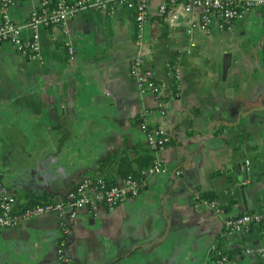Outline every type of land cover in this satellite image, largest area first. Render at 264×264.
I'll list each match as a JSON object with an SVG mask.
<instances>
[{
	"label": "crops",
	"instance_id": "1",
	"mask_svg": "<svg viewBox=\"0 0 264 264\" xmlns=\"http://www.w3.org/2000/svg\"><path fill=\"white\" fill-rule=\"evenodd\" d=\"M164 1L149 2L141 43L135 10L117 5L79 13L67 31L41 28L40 61L0 44V176L15 211L100 178L102 160L148 146L145 127L165 128L170 141L155 152L166 170L147 171L138 196L84 206L68 224L47 212L1 228L0 264H68L61 246L75 264H217L221 238L241 252L238 264H264V225L225 229L228 216L264 210V8L205 31L201 7L162 13ZM38 4L17 0L10 17L23 23ZM138 54L160 97L139 91ZM204 191L225 214L196 200Z\"/></svg>",
	"mask_w": 264,
	"mask_h": 264
},
{
	"label": "built area",
	"instance_id": "2",
	"mask_svg": "<svg viewBox=\"0 0 264 264\" xmlns=\"http://www.w3.org/2000/svg\"><path fill=\"white\" fill-rule=\"evenodd\" d=\"M151 0H39L37 9L29 19L23 23H16L9 14L10 8L17 0H0V44L5 42L13 43L17 49L31 60H42L41 49V28L61 27L67 31L68 22L79 13L90 10H109L117 5H126L135 10V25L137 30V42L143 40L144 29L147 22L148 4ZM183 2L187 11L195 7H201L200 27L205 31H210L214 24L225 29L239 18L244 17L256 8H264V0H165L160 5V12L165 13L168 5H175ZM27 31L28 35H24ZM69 54H74L73 47L67 48ZM172 73L177 80L180 73L177 68L171 67ZM131 75L137 82V87L141 93H153L161 96L164 88L158 84L153 76V72L144 67L142 55H137L131 62ZM162 115H166L165 110H160ZM147 141L150 147L158 148L165 140L167 131L163 127L144 128ZM163 163L157 158L154 160L149 172L165 171ZM143 188V181L134 178L122 179L112 186L102 179L85 178L77 184L75 189L65 198L49 201L23 208L15 211V198L5 185L0 176V229L11 227L29 217L47 212H56L67 224L77 217V212L84 206L95 208L100 202L107 205L116 203L130 197H136ZM205 204L213 208L217 214H225L222 207L218 206L216 200L204 201ZM264 225V210L245 212L240 215L229 216L225 219V227L228 232L243 233L252 227ZM66 234H70L69 227L65 228ZM62 245H65L63 242ZM59 259L68 264H75L64 253V248L59 249ZM264 254V249L260 250ZM247 252H251L250 249ZM217 264H238L236 258H228L221 255Z\"/></svg>",
	"mask_w": 264,
	"mask_h": 264
},
{
	"label": "trees",
	"instance_id": "3",
	"mask_svg": "<svg viewBox=\"0 0 264 264\" xmlns=\"http://www.w3.org/2000/svg\"><path fill=\"white\" fill-rule=\"evenodd\" d=\"M152 128V127H151ZM154 128V127H153ZM168 142L166 139L161 142V145L158 148H152L149 146L135 148L132 153L122 155L119 153L113 154L108 161L102 160L100 162V169L104 172V175L100 178L102 179L107 186H112L117 183V176H120L122 179L126 178H134L137 180L143 181L145 177V173L152 167L153 162L156 158L155 152L157 149L164 147ZM116 168V172L112 174V170ZM221 172H215L214 175H219ZM65 198V197H63ZM197 201H212L216 200V194L212 191H204L199 194L196 199ZM52 200H41V199H33L28 204H32L31 206L43 204ZM235 202L231 203V205ZM230 205V206H231ZM228 206L227 209L230 207ZM30 207V206H28ZM226 213V207H222ZM240 215V214H239ZM229 217V216H228ZM65 229V228H64ZM227 230V228H225ZM65 234V233H64ZM67 234L64 235L63 240L66 239V244L68 242ZM224 243V239L221 238L218 244L219 254L217 255V260L221 255H226L228 258H237V254H241V252L237 249L232 250H224L221 248ZM237 252V254H236Z\"/></svg>",
	"mask_w": 264,
	"mask_h": 264
},
{
	"label": "water",
	"instance_id": "4",
	"mask_svg": "<svg viewBox=\"0 0 264 264\" xmlns=\"http://www.w3.org/2000/svg\"><path fill=\"white\" fill-rule=\"evenodd\" d=\"M228 67H229V65L226 64V65L224 66V68H223V77H224V78L227 77ZM243 167L246 168L245 163H241V164L238 165V168H239V169H242ZM248 177H249V174H248V171H247V174L244 176V178H241V179H242V180H243V179H247Z\"/></svg>",
	"mask_w": 264,
	"mask_h": 264
}]
</instances>
